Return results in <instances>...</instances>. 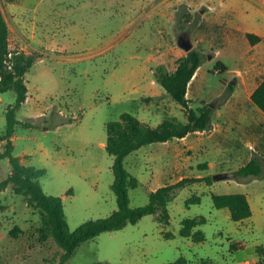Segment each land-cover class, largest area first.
<instances>
[{"label": "rangeland", "instance_id": "1", "mask_svg": "<svg viewBox=\"0 0 264 264\" xmlns=\"http://www.w3.org/2000/svg\"><path fill=\"white\" fill-rule=\"evenodd\" d=\"M13 50L39 52L26 74L28 99L18 110L14 155L44 169L38 181L63 199L70 231L118 209L107 125L124 113L157 127L188 121L183 106L156 81L174 71L190 39L203 56L188 87L191 106L214 108L213 126L182 139L152 143L125 159L139 184L130 205L144 206L160 187L184 178L232 174L264 160V112L251 100L264 81V40L251 48L232 24L264 35V0H0ZM240 32V31H239ZM255 34V33H254ZM264 38V37H263ZM256 62L245 61L256 55ZM221 61L228 71H217ZM228 84L235 86L227 100ZM14 92L0 94V134ZM5 142L0 143V154ZM12 173L0 159V181ZM243 193L252 216L234 221L213 195ZM171 218L155 215L104 232L78 246L65 264H264V178L190 183L174 194ZM41 217L12 185L0 191V264H57L61 247L43 238Z\"/></svg>", "mask_w": 264, "mask_h": 264}, {"label": "trees", "instance_id": "2", "mask_svg": "<svg viewBox=\"0 0 264 264\" xmlns=\"http://www.w3.org/2000/svg\"><path fill=\"white\" fill-rule=\"evenodd\" d=\"M246 36L252 45L264 40L263 37L254 33H247ZM9 38V24L0 6V94L14 92L16 95L15 103L7 107L6 129L0 134V143L5 142V151L0 154V159H8L12 167V173L0 181V191L12 185L17 194L26 197L30 207L38 210L43 238L52 237L62 249L55 258L57 264H65L82 243L104 232L117 231L128 225H135L147 215H155L160 222L168 223L171 218L169 204L178 189L195 182L205 181L209 185L214 183L212 176L184 178L175 184H168L157 189L151 194L150 201L146 205L140 207L130 205L129 191L136 188L139 181L125 167V159L128 155L143 146L165 143L176 138L182 139L193 132L210 130L213 126L214 108L210 105H202L195 109L191 106L192 100L187 96L189 84L203 62L202 53L192 49L179 59L174 71H170L164 64L157 66L154 71L156 81L174 101L185 108L188 121L179 124L165 120L159 126L151 127L143 124L134 115L124 113L122 121L108 123L106 150L114 157L113 191L117 196L118 209L108 217L88 220L76 230L70 231L63 199L48 195L38 181L46 171L34 166H26L21 162L20 157L14 155L13 137L17 125L20 124L17 113L28 99L26 74L37 61L42 59V54L13 50L10 47ZM228 69L224 62L217 63V71L225 72ZM234 90L235 86L228 84V92L224 100H227ZM251 100L264 112V81L254 90ZM231 177L236 180L250 177L264 178V160L259 157L251 158L245 165L232 172ZM213 203L218 209H228L234 221L246 220L253 214L249 199L243 193L213 195Z\"/></svg>", "mask_w": 264, "mask_h": 264}, {"label": "crops", "instance_id": "3", "mask_svg": "<svg viewBox=\"0 0 264 264\" xmlns=\"http://www.w3.org/2000/svg\"><path fill=\"white\" fill-rule=\"evenodd\" d=\"M0 6H1L3 12H4V9H3L1 3H0ZM4 15H5V18H6L7 22H8V24H9V21H8V18H7V16H6L5 12H4ZM232 26L234 27V29H236V30L238 31V33H242V34L251 33L250 31L245 30V29L242 27V25H240V24H232ZM9 28H10V25H9ZM239 31H240V32H239ZM254 33H255L256 35H259V36H261V37H264L263 34H260V33L257 34L256 32H254ZM262 42H263V40L260 41V42H258V43L255 44V45H251L252 50H253V49L258 50V49L261 47ZM259 55H260V54H258V53L256 52V55H253L252 57H250L249 59H247V60L245 61V64H246V63H252L253 61L259 64V63H260L259 60H258V58H260V57H258ZM198 76H199V69L197 70V72H196V74L194 75L193 79L197 80V77H198ZM193 79H192V80H193ZM253 92H254V91H253ZM261 119H262V120H261V121H262V124H264V116H263V118H261Z\"/></svg>", "mask_w": 264, "mask_h": 264}, {"label": "water", "instance_id": "4", "mask_svg": "<svg viewBox=\"0 0 264 264\" xmlns=\"http://www.w3.org/2000/svg\"><path fill=\"white\" fill-rule=\"evenodd\" d=\"M181 46L187 52L193 49L192 41L187 38L183 39ZM229 178H231V174H215L213 176L214 181H219V180H224V179H229Z\"/></svg>", "mask_w": 264, "mask_h": 264}]
</instances>
